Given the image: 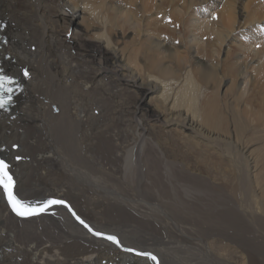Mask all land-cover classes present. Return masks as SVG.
<instances>
[{"label": "bare ground", "instance_id": "6f19581e", "mask_svg": "<svg viewBox=\"0 0 264 264\" xmlns=\"http://www.w3.org/2000/svg\"><path fill=\"white\" fill-rule=\"evenodd\" d=\"M0 69V264H264V0H0Z\"/></svg>", "mask_w": 264, "mask_h": 264}, {"label": "snow or ice", "instance_id": "6c2138e0", "mask_svg": "<svg viewBox=\"0 0 264 264\" xmlns=\"http://www.w3.org/2000/svg\"><path fill=\"white\" fill-rule=\"evenodd\" d=\"M24 74L25 76H27L28 75L27 71H25ZM8 83H11V79L7 76L0 75V93H5V92L10 93L12 91L10 87L6 86ZM10 100H11L10 96H8L5 99L3 98L2 95H0V108H3L6 105V103L10 102ZM17 159H19V157H17ZM13 185H14V181L12 176L9 174L8 165L3 160H0V186L3 187L4 192L7 195L9 205L11 206L13 212H15L18 216L27 217L33 214L46 211L48 205L50 204L64 203L63 201L48 200L40 206L27 205L23 201L17 199L16 196L13 194L12 191ZM77 218L79 219V217ZM80 222L84 224L83 220H81ZM84 226L88 227L87 224H85ZM95 234L101 235L100 233H95ZM107 239L114 243H118V240L115 236H108ZM139 254L150 256L151 259L156 260V257L150 253H139Z\"/></svg>", "mask_w": 264, "mask_h": 264}, {"label": "rangeland", "instance_id": "374dc122", "mask_svg": "<svg viewBox=\"0 0 264 264\" xmlns=\"http://www.w3.org/2000/svg\"><path fill=\"white\" fill-rule=\"evenodd\" d=\"M240 5H239L238 2L235 4V6H234V13L238 11V8H239ZM213 11H216V10H213ZM212 15H210L208 17L211 18ZM236 17H237V19H239L238 16H237V14H236ZM76 21H79L81 23V26H78L77 27L78 28L76 30L77 33L85 32V29L88 30L89 31V34H91V35H94V33L96 32L95 30L92 31L91 28L88 27L87 23L84 22V21H82L80 17H78ZM118 30H122L123 36L122 37H119V39H117L116 44L119 47V49H121L124 52H126L127 51L126 49H128L129 47H131V36H133L131 32L133 30L131 28H125V31H124L123 28L118 29ZM235 35L237 36L238 39H240V40L242 39L243 40L242 36H240L239 33H236ZM112 38L115 39L114 35H112ZM185 45H186V42H185ZM229 45L230 46H229V52L228 53L231 56H234L235 53H233V52L236 49V46H235L236 44L234 42H231V44H229ZM224 49H225V46L223 45L222 46V51L223 52H224ZM215 55L217 57V54H215ZM196 56H198V55H196ZM221 57H223V53H220L219 58H221ZM12 58H14V57H12ZM10 61L13 64L12 59H10ZM254 64H255V62H250L249 63L250 66H254L255 67ZM146 100H148V98H146ZM53 110L56 111L57 108H55V106H53ZM13 148L15 149V146ZM16 159H17V157H16ZM180 244H188V245H179L181 251H187L189 249V245H190L189 242H181ZM183 255H184V253L178 254V258L180 256H183ZM223 256H225V260H226L225 263L223 262L224 264H263V261L261 260V256H255L251 260H249L246 257V258H244L245 262H242L243 255H241L239 253L231 254V256H229V255H223ZM263 258H264V256H263ZM187 259L188 258L186 257V259L183 260L182 262H179V264H190V263L191 264H194L195 259L198 261V264H205L207 262V259L205 258V256L203 254H200V253L197 255V257L193 256V259H192V257L189 254V259H192V260H189V262H188ZM207 264H213V263L211 261H208Z\"/></svg>", "mask_w": 264, "mask_h": 264}]
</instances>
